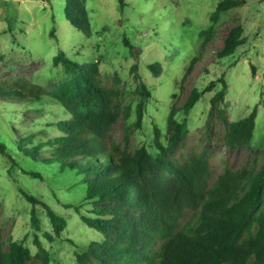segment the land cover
<instances>
[{"label":"trees","instance_id":"obj_1","mask_svg":"<svg viewBox=\"0 0 264 264\" xmlns=\"http://www.w3.org/2000/svg\"><path fill=\"white\" fill-rule=\"evenodd\" d=\"M118 2L121 10L128 5V0ZM244 2L221 0L217 4L212 23L200 31L202 51L217 32L221 12ZM64 12L73 26L87 36L93 34L86 0H67ZM245 42L244 24L237 23L229 28L216 56H230ZM124 43L134 53L130 39L124 37ZM199 59L195 56L185 80ZM60 63L70 77L50 90L22 78L0 80V101L15 104L14 108L37 105L39 109L52 101L68 113L56 121L60 134L55 137L37 141L36 129H30L16 147L1 142L0 152L20 165L9 152L13 148L25 159L22 170L38 180L69 176L83 189L84 204L92 207L83 210L74 202L67 206L74 207L103 237L75 249L76 264H264V148L252 147L250 162L226 168L213 180L215 170L206 147L213 138L230 149L249 147L258 105L246 116L233 119L225 109L228 82L222 76L223 87L211 99L196 142L189 143L188 119L180 120L177 114L180 109L188 113L203 94L213 90L214 81L202 89L192 87L181 107L173 105L166 132L154 123L153 149L146 144L132 148L130 134L121 142L113 133L120 119L129 115L130 106L123 102V90L103 77L100 60L77 62L60 49L54 64ZM148 66L156 76L163 68L159 61ZM137 68L138 62L133 66L140 99L135 129L142 127L148 102L154 97ZM19 191L30 204L36 251L22 240L6 241L0 223V264H50L55 250L40 234L50 243L64 241L68 219L22 186ZM41 211L53 232L43 230ZM188 211L193 213L185 219Z\"/></svg>","mask_w":264,"mask_h":264},{"label":"rangeland","instance_id":"obj_2","mask_svg":"<svg viewBox=\"0 0 264 264\" xmlns=\"http://www.w3.org/2000/svg\"><path fill=\"white\" fill-rule=\"evenodd\" d=\"M66 1L0 0V80L22 78L50 90L70 77L62 63L54 64L60 49L77 62L99 59L103 77L123 90V102L130 106L129 115L113 127L116 139L125 142L126 134H130L132 148L146 144L153 149L154 123L166 132L173 105L181 107L192 87L202 89L214 81L213 90L203 94L188 113L180 109L177 114L180 120L188 119L189 143L198 140L211 99L223 87V76L228 82L225 109L231 117L246 116L256 105L259 112L249 147L230 149L218 138L208 142L206 147L215 170L213 180L226 168L235 169L250 162L252 147L264 148V0H245L240 6L222 11L217 32L206 51L201 48L200 31L212 23L211 15L221 0H128L122 10L118 0H86L92 20L91 36L66 19ZM237 23L244 24L246 42L234 54L218 58L216 49ZM124 37L135 45L134 53L125 45ZM195 56L200 59L185 80ZM157 61L163 68L156 76L148 65ZM137 62V72L152 88L154 97L148 102L142 127L135 129L140 100L133 70ZM36 106L14 108L15 104L0 101V143L16 147L30 129H36L37 141L60 134L56 121L68 117L66 109L52 101L43 108ZM130 128L134 130L129 133ZM9 152L20 165H14L13 159L0 152V223L6 241L22 240L36 251L30 204L19 191L22 186L68 219L64 241L50 243L40 234L45 244L55 250L50 264H76L75 249L103 237L81 219L74 207L67 206L74 202L83 210L92 207L84 204L83 189L69 176L38 180L22 170L21 165L26 162L18 152L13 148ZM192 213L188 211L185 219ZM41 216L43 230L53 232L43 211Z\"/></svg>","mask_w":264,"mask_h":264}]
</instances>
